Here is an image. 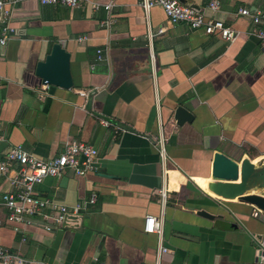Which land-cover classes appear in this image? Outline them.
Instances as JSON below:
<instances>
[{
	"label": "crops",
	"instance_id": "obj_1",
	"mask_svg": "<svg viewBox=\"0 0 264 264\" xmlns=\"http://www.w3.org/2000/svg\"><path fill=\"white\" fill-rule=\"evenodd\" d=\"M140 1L7 5L0 159L11 145L49 158L78 139L98 149L100 166L38 186L59 203L86 205L62 228L48 231L39 217L12 224L0 205V246L26 264H155L160 246L168 249L162 264H264V210L208 190L216 151L239 163L264 158V45L257 33L264 24L239 14L241 7L264 8V0H218L215 10L214 0L182 1L234 28L231 41L172 23L161 6L147 14ZM57 42L71 53L70 88L36 73ZM178 106L193 114L191 122L177 123ZM160 132L166 167L155 141ZM8 188L0 172V201ZM147 215L163 217L161 235L145 231Z\"/></svg>",
	"mask_w": 264,
	"mask_h": 264
},
{
	"label": "built area",
	"instance_id": "obj_2",
	"mask_svg": "<svg viewBox=\"0 0 264 264\" xmlns=\"http://www.w3.org/2000/svg\"><path fill=\"white\" fill-rule=\"evenodd\" d=\"M19 0H0V43H7L10 28L6 25L9 19L8 4L17 3ZM43 4L66 5L76 7L79 0H41ZM140 5L148 14L150 9L161 6L169 21L172 23H186L194 31H202L208 36H218L226 41H231L236 36V31L223 20L208 17L203 11L191 4L183 3L181 0H141ZM211 9H218L220 2L214 0L209 4ZM106 9L110 5H105ZM239 14L250 18L254 24H264V8L250 10L248 7H241ZM164 28H160L162 32ZM257 33L264 45V28H257ZM82 39V38H81ZM98 58H102V49L97 50ZM109 125L108 121H103ZM3 140L0 134V141ZM156 146L164 167L169 160L167 139L162 132L156 137ZM100 157L98 149L84 141L71 139L65 143L63 151L49 158H41L26 151L21 145H11L0 159V172L5 175L9 188L3 192L0 205L7 209L8 222L15 225L31 224L33 217H39L44 221V228L51 231L54 228H62L72 216L80 215L86 205L77 204L70 207L66 204L54 201L45 197L38 190V186L47 177H57L67 172H73L78 176H85L90 172L98 171ZM167 170L164 168V172ZM165 199V193H162ZM90 203L96 202V195H93ZM165 202V200H164ZM163 217L147 215L145 220V231L147 233H158L161 235ZM168 249L160 246L157 251L155 264H162L163 253ZM0 261L4 264H26L28 259L19 254L13 253L3 246H0ZM38 264H48L46 261H39ZM99 264H107L100 261Z\"/></svg>",
	"mask_w": 264,
	"mask_h": 264
},
{
	"label": "water",
	"instance_id": "obj_3",
	"mask_svg": "<svg viewBox=\"0 0 264 264\" xmlns=\"http://www.w3.org/2000/svg\"><path fill=\"white\" fill-rule=\"evenodd\" d=\"M192 6L199 9L197 5ZM70 59L71 53L64 45L60 42L54 43L45 59L38 62L36 73L44 83L70 88L74 84ZM174 118L179 125H183L191 122L194 116L185 107L178 106ZM63 181L66 182V178ZM208 190L221 198H237L264 210V158L252 161L245 157L239 163L225 153L216 151ZM198 214L209 219L215 218V215L205 209L198 210Z\"/></svg>",
	"mask_w": 264,
	"mask_h": 264
}]
</instances>
